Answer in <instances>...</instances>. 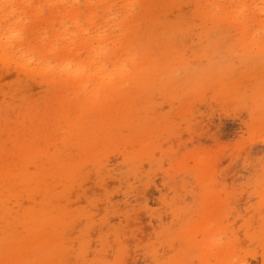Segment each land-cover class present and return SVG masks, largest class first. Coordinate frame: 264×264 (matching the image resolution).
<instances>
[{"label": "rangeland", "instance_id": "1", "mask_svg": "<svg viewBox=\"0 0 264 264\" xmlns=\"http://www.w3.org/2000/svg\"><path fill=\"white\" fill-rule=\"evenodd\" d=\"M0 264H264V0H0Z\"/></svg>", "mask_w": 264, "mask_h": 264}]
</instances>
